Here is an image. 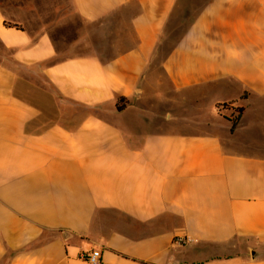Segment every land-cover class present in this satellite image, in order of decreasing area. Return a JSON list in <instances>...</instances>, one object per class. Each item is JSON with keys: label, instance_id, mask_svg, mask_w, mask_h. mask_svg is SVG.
Masks as SVG:
<instances>
[{"label": "crops", "instance_id": "1", "mask_svg": "<svg viewBox=\"0 0 264 264\" xmlns=\"http://www.w3.org/2000/svg\"><path fill=\"white\" fill-rule=\"evenodd\" d=\"M68 1L0 3V264H264V0Z\"/></svg>", "mask_w": 264, "mask_h": 264}, {"label": "rangeland", "instance_id": "2", "mask_svg": "<svg viewBox=\"0 0 264 264\" xmlns=\"http://www.w3.org/2000/svg\"><path fill=\"white\" fill-rule=\"evenodd\" d=\"M12 1H15L14 6L11 4ZM24 2L28 3V9L30 10L26 14L22 13L18 6L20 3L24 5ZM0 3L4 10L9 5V9L15 12L17 22L19 23L18 26L26 25L28 29L36 30L38 24H45V30H48L55 37L57 46L61 48L68 47L69 50L66 52L70 55L87 54L92 48H98L104 45L100 44L103 38L101 35L98 36L90 33V41L92 40L93 43L91 42L89 44L88 49L84 48L85 45L81 43L75 48H70V45L78 38L79 32L81 30L84 31V29L83 23L75 17L68 0H0ZM193 14V11L181 12L178 14V21L184 19V23H186L187 18L185 16L190 18ZM180 30L173 29L174 36L172 39H174L176 33ZM9 54L10 52L0 44V61L10 60Z\"/></svg>", "mask_w": 264, "mask_h": 264}, {"label": "built area", "instance_id": "3", "mask_svg": "<svg viewBox=\"0 0 264 264\" xmlns=\"http://www.w3.org/2000/svg\"><path fill=\"white\" fill-rule=\"evenodd\" d=\"M183 240L184 239L178 237L174 241L177 244H182ZM84 259L90 263H97L100 259V252L99 251H91V252L87 253L86 255H84Z\"/></svg>", "mask_w": 264, "mask_h": 264}, {"label": "trees", "instance_id": "4", "mask_svg": "<svg viewBox=\"0 0 264 264\" xmlns=\"http://www.w3.org/2000/svg\"><path fill=\"white\" fill-rule=\"evenodd\" d=\"M125 102H126V99H124L123 97L118 98V101H117V104H116L117 109L118 110H122L124 108V106H125ZM138 264H148V263L139 262Z\"/></svg>", "mask_w": 264, "mask_h": 264}]
</instances>
